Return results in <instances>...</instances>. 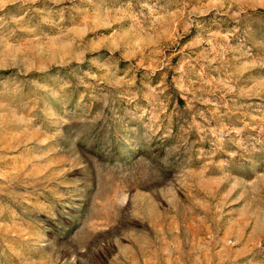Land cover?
Segmentation results:
<instances>
[{"label": "rangeland", "instance_id": "374dc122", "mask_svg": "<svg viewBox=\"0 0 264 264\" xmlns=\"http://www.w3.org/2000/svg\"><path fill=\"white\" fill-rule=\"evenodd\" d=\"M0 264H264V0H0Z\"/></svg>", "mask_w": 264, "mask_h": 264}]
</instances>
